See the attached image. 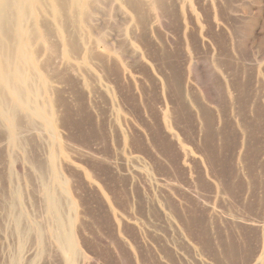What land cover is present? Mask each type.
<instances>
[{
	"label": "rangeland",
	"instance_id": "rangeland-1",
	"mask_svg": "<svg viewBox=\"0 0 264 264\" xmlns=\"http://www.w3.org/2000/svg\"><path fill=\"white\" fill-rule=\"evenodd\" d=\"M56 1L24 147L0 126V264H264V0Z\"/></svg>",
	"mask_w": 264,
	"mask_h": 264
},
{
	"label": "bare ground",
	"instance_id": "bare-ground-1",
	"mask_svg": "<svg viewBox=\"0 0 264 264\" xmlns=\"http://www.w3.org/2000/svg\"><path fill=\"white\" fill-rule=\"evenodd\" d=\"M58 1H56V2H58ZM94 1L97 2V0H75V2L79 3L80 5L89 4L90 2H94ZM37 3H38V0H0V126H1V128L2 127L4 128L3 130H6L7 134L5 133V136L7 135L6 136L7 141L9 142L11 147L17 146L19 144L20 140H22L20 138L21 133H22V132L20 133V131L22 129L20 121H22L23 119L20 120V118L23 117L22 115H23L24 111H29L30 104H31V101L33 100V97L37 96V90H36L34 82H33V79L35 77L32 78V76H30L25 70L27 63L30 62V58H29L30 55H28L29 54L28 52L30 50V45H29V37L30 36H29L28 29L26 28V25L31 19L33 20L35 13H36V10L39 9ZM40 3H42V2L40 1ZM58 5H60V4H58ZM89 6H90V4H89ZM64 7H66V6H64ZM37 11L41 13L40 10H37ZM41 16H43V15H41ZM31 22L33 23V21H31ZM59 22L60 21H58V23ZM47 24L49 25V23H47ZM42 25H43V23H42ZM45 25H46V23H45ZM48 25L46 28H48ZM43 26H42V28H43ZM67 26H68V24H67ZM30 27H31V25H30ZM64 29L65 28H63V30ZM35 30L36 29H34V31ZM30 31H31V28H30ZM32 31L30 32L31 35H36L35 32H33L34 34H32ZM44 32H46V31H44ZM50 32L51 31H49V33ZM48 34H47V36H48ZM50 44H52V43H50ZM40 45H41V43H40ZM40 47H42V46H40ZM54 48H56V47H54ZM70 48H72V47H70ZM36 82H37V80H36ZM40 88H41V86H40ZM42 93H43V91H42ZM35 111L39 115H41V113L43 114V111L41 109H36ZM48 111H50V110H48ZM23 118H25V117H23ZM22 122H24V121H22ZM25 124H26V122H25ZM28 127H29V125H28ZM30 127L32 128V125ZM26 130L28 131V129L25 128V132H27ZM28 132H30V131H28ZM27 133H25V134H27ZM2 134H4V133H2ZM4 141H5V139H4ZM5 145H7L6 141H5ZM23 145H25V144L23 143L22 146ZM43 175H45V174H43ZM59 199L60 198H58L55 195H52V194L48 195V202H49L50 209L58 216L59 222H61L60 221V219H61L60 210H61V204L62 203H60ZM16 207H19V206H16ZM45 207H47V206H45ZM17 210H19V209H17ZM23 222H24V219H23ZM23 227H24V223H23ZM26 231H27V229H26ZM21 232H22V230H21ZM57 239L61 243V245H64V244H70L71 245L73 243V239L70 237V235L64 234V231L62 230V225H60V230L58 232ZM74 259H75V255L73 253V255L69 256L70 264H74Z\"/></svg>",
	"mask_w": 264,
	"mask_h": 264
}]
</instances>
